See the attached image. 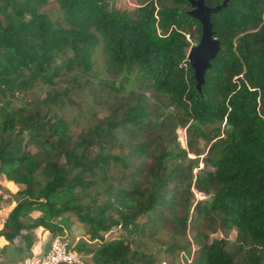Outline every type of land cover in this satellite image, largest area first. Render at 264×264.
<instances>
[{
  "label": "trees",
  "instance_id": "obj_1",
  "mask_svg": "<svg viewBox=\"0 0 264 264\" xmlns=\"http://www.w3.org/2000/svg\"><path fill=\"white\" fill-rule=\"evenodd\" d=\"M49 1L0 0V177L23 186L1 224L0 264H23L35 255L40 229L51 236L48 246L60 236L83 258L87 254L88 264H133L130 239L106 238L105 233L114 226L141 231V217L163 220L176 208L173 171L158 176L146 198L140 188L130 186L145 145L125 155L91 157L79 152L63 118L49 120L40 108L2 105L3 96L53 79L59 69L57 52L71 49L76 63L91 70L99 43L110 71L138 67L144 85L169 96L200 125L225 121L230 127L226 142L212 147H221L220 157L206 159L195 186L212 195L209 206L198 205L199 217L217 213L224 229L237 231L240 251H228L222 239L196 237L194 264H264V0H229L212 15L221 49L201 92L188 50L192 39L200 40L202 26L189 15V0H148L136 16L111 0H56L69 27L40 11ZM223 1L206 3L214 7ZM149 112L146 102L138 103L123 114L122 122L142 125ZM115 161L123 172L112 186ZM102 183L109 186L106 200L85 205L84 196ZM73 215L86 226L87 236L75 242L69 239L74 236Z\"/></svg>",
  "mask_w": 264,
  "mask_h": 264
},
{
  "label": "rangeland",
  "instance_id": "obj_2",
  "mask_svg": "<svg viewBox=\"0 0 264 264\" xmlns=\"http://www.w3.org/2000/svg\"><path fill=\"white\" fill-rule=\"evenodd\" d=\"M147 1L111 0L114 6L132 16H136L138 7ZM40 11L55 24L69 27L56 0H50ZM195 35L199 36L198 31ZM191 41L195 44L199 39ZM56 60L59 69L53 79H40L26 90L3 96L2 105L8 104L14 110L40 108L49 120L63 118L69 124L72 141L80 146L79 152L91 157L107 153L125 155L135 147L145 145L141 157L135 162L134 170L139 169V172L130 184L140 188L144 198L155 190L158 176L173 171L174 181L170 184L176 201L173 212H167L163 220L157 218L155 222H149L146 216L141 217L138 222L145 223V226L133 233L114 226L105 237L130 239L136 253L133 264H194L197 238L207 242L222 239L228 251H240L235 229H224L217 213L200 218L197 210L198 205L209 206L212 195L198 190L195 175L205 167L207 158L220 157L221 147L215 151L212 147L215 142L228 139L230 127L226 122L200 125L169 96L157 93L151 85H144L138 67L133 71H110L102 43L93 50L91 70L79 66L69 48L57 52ZM143 102L149 105L150 112L142 125L122 122L123 114L130 107ZM32 149L36 151L35 147ZM208 169L212 170V167ZM122 172L120 163L113 162L112 186L118 185ZM22 188V185L0 177V228L21 198L19 191ZM108 195L109 186L102 183L84 196L83 203H103ZM111 216L117 218L114 212ZM73 219L74 236L69 238L70 241L87 238L86 226L75 215ZM0 244H3L2 238ZM170 245H174L172 250L168 248ZM88 259L85 254L86 264Z\"/></svg>",
  "mask_w": 264,
  "mask_h": 264
},
{
  "label": "water",
  "instance_id": "obj_3",
  "mask_svg": "<svg viewBox=\"0 0 264 264\" xmlns=\"http://www.w3.org/2000/svg\"><path fill=\"white\" fill-rule=\"evenodd\" d=\"M228 1L224 0L222 4L211 7L207 5L206 0H189L192 8L188 13L191 17L199 20L202 26L199 42L191 45L188 51V59L194 70L199 92L204 85L206 72L221 49V41L214 31L212 15L226 7Z\"/></svg>",
  "mask_w": 264,
  "mask_h": 264
},
{
  "label": "built area",
  "instance_id": "obj_4",
  "mask_svg": "<svg viewBox=\"0 0 264 264\" xmlns=\"http://www.w3.org/2000/svg\"><path fill=\"white\" fill-rule=\"evenodd\" d=\"M23 264H86L82 254L60 236L52 239L47 252L27 257Z\"/></svg>",
  "mask_w": 264,
  "mask_h": 264
},
{
  "label": "crops",
  "instance_id": "obj_5",
  "mask_svg": "<svg viewBox=\"0 0 264 264\" xmlns=\"http://www.w3.org/2000/svg\"><path fill=\"white\" fill-rule=\"evenodd\" d=\"M73 232H74V228H73ZM38 237H39V240L35 247V255L42 256L49 249L50 244L48 246L47 243L51 239V236L48 231L44 229H40L38 231Z\"/></svg>",
  "mask_w": 264,
  "mask_h": 264
}]
</instances>
